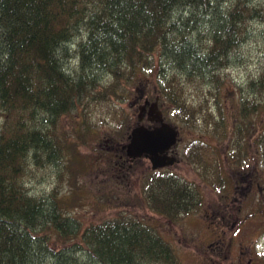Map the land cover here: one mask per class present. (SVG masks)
<instances>
[{
	"label": "trees",
	"instance_id": "obj_1",
	"mask_svg": "<svg viewBox=\"0 0 264 264\" xmlns=\"http://www.w3.org/2000/svg\"><path fill=\"white\" fill-rule=\"evenodd\" d=\"M253 1L0 0V264H180L169 242L141 217L118 211L82 224L72 213L76 196L69 193L85 169L75 146L85 141L95 105L104 104L117 124L123 108L113 100L125 97L124 83L155 67L159 97L182 123L207 115L225 136L220 107L213 115L203 103L191 106L182 82L208 88L222 82L223 69L247 38L249 17L264 19V0ZM192 6L200 7L198 14L184 15ZM258 106L264 111V67L241 90L223 163L247 159L245 137ZM69 113L75 124L66 130L59 121ZM263 139L264 127L261 145ZM205 144L186 140L180 157L202 179L220 183L222 159L205 162ZM34 169L52 177L39 191L25 180ZM139 190L133 200L168 220L202 203L199 186L168 169L148 173Z\"/></svg>",
	"mask_w": 264,
	"mask_h": 264
},
{
	"label": "rangeland",
	"instance_id": "obj_2",
	"mask_svg": "<svg viewBox=\"0 0 264 264\" xmlns=\"http://www.w3.org/2000/svg\"><path fill=\"white\" fill-rule=\"evenodd\" d=\"M198 9L200 7L192 6L183 13L187 15L189 11H195L198 14ZM174 12L181 13L178 6L174 7ZM247 32V38L239 44L235 57L223 69L222 82L216 88L182 82V97L190 105L203 103L202 107L213 115H217L220 107L223 121L227 124L224 126L227 129L225 136L216 134L213 121L209 118L206 122L204 119L207 115L201 117L196 114L190 125L182 123L181 117L171 112L172 104L160 99L157 92V67L155 71L139 73L133 83H124L125 97L113 100L123 108L122 115L117 117V124L107 113L104 104L94 106L90 127L83 135L85 141L77 142L75 146V155L85 165V169L76 177L78 186L72 187L74 193H69V196H76L71 211L82 224L122 211L150 222L172 246L180 264H264V143L261 145L264 111L260 106L250 115V129L245 137L247 159L234 166L225 159L223 163L225 152L227 154L230 150L229 136L234 128L241 90L247 79L256 76L260 68L264 67V19L254 15L249 17ZM78 39L77 34L74 40ZM73 47L70 46L71 51ZM75 61V58L70 59L68 65H74ZM157 62L154 61L155 66ZM208 90L216 95V99L211 97ZM155 95L163 103L161 106L166 120L180 130L181 138L174 144L178 157L186 140L198 138L206 143L202 151L205 162L211 163L214 156L222 159L223 180L220 183L210 178L202 179L195 167L181 157L162 167L197 184L202 194V203L196 210L173 220L133 200L134 194H140L142 178L157 169H152L144 156L125 159L123 148L127 133L140 113L138 104H142L144 97L153 101ZM74 119L75 115L69 113L62 115L59 122L67 130L75 124ZM217 128L220 129L219 126ZM241 155L244 156L243 153ZM201 167L203 165L196 168ZM253 167L257 168L259 182L251 187L249 195H242L246 191L245 179L250 176ZM41 171L34 169L25 178L28 186L34 190H42L52 181L50 174L41 177ZM65 188L68 185L65 184ZM252 211L258 212L254 216H247Z\"/></svg>",
	"mask_w": 264,
	"mask_h": 264
},
{
	"label": "water",
	"instance_id": "obj_3",
	"mask_svg": "<svg viewBox=\"0 0 264 264\" xmlns=\"http://www.w3.org/2000/svg\"><path fill=\"white\" fill-rule=\"evenodd\" d=\"M156 113L160 115L159 111ZM137 117L139 118V114ZM158 121V124L151 127L135 123L127 133V141L123 145L127 158L144 155L152 169L170 165L175 160L174 155H168L165 151L176 142L177 129L167 121Z\"/></svg>",
	"mask_w": 264,
	"mask_h": 264
},
{
	"label": "flooded vegetation",
	"instance_id": "obj_4",
	"mask_svg": "<svg viewBox=\"0 0 264 264\" xmlns=\"http://www.w3.org/2000/svg\"><path fill=\"white\" fill-rule=\"evenodd\" d=\"M153 99H152L153 101H151V99H149L148 97H144V99L142 100V104L141 105L138 104L140 113H139V118L137 117V120L135 121V123H141V124H143L145 126H150L151 127L153 125L158 124L159 121L157 119H159L160 117H162V120L167 121L166 117L163 114V110H162V106H161L163 103L159 102L158 95H155ZM157 111L160 112L161 116L157 115V113H156ZM167 122H169V121H167ZM176 127H177L176 142H177L178 139L181 138V137L179 136V131L180 130H179L178 126H176ZM165 153L168 154V155H174L175 160L181 159L180 157L177 156V151L175 150L174 145L169 147L165 151ZM125 159H128V158L125 157ZM159 169H162V168H159ZM258 177H259V173L257 172V168L253 167V170L250 172V176L247 177V179H245L246 180V191L242 195H246V196L249 195V191L251 190V187H253L254 184H257L259 182ZM223 195L227 196V194H222V196Z\"/></svg>",
	"mask_w": 264,
	"mask_h": 264
},
{
	"label": "bare ground",
	"instance_id": "obj_5",
	"mask_svg": "<svg viewBox=\"0 0 264 264\" xmlns=\"http://www.w3.org/2000/svg\"><path fill=\"white\" fill-rule=\"evenodd\" d=\"M161 116V115H160ZM160 119H162V117H160L159 119H157V120H160ZM172 125V124H171ZM174 126V128H176L177 129V127L175 126V125H173ZM142 156H144V155H142ZM165 166H167V165H163V166H160V167H157V169H159V168H162V167H165Z\"/></svg>",
	"mask_w": 264,
	"mask_h": 264
}]
</instances>
